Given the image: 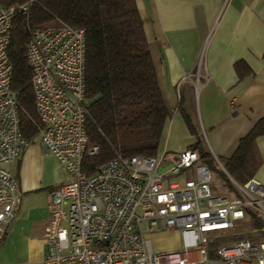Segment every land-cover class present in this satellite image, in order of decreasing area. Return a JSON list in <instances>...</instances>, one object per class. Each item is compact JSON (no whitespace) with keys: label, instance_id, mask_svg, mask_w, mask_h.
I'll use <instances>...</instances> for the list:
<instances>
[{"label":"built area","instance_id":"1","mask_svg":"<svg viewBox=\"0 0 264 264\" xmlns=\"http://www.w3.org/2000/svg\"><path fill=\"white\" fill-rule=\"evenodd\" d=\"M36 2L0 0V240L20 199L10 165L31 143L20 130L7 48L14 18H27ZM85 50L84 30L64 22L32 28L26 44L38 141L61 176L46 205L41 264H264V225L252 227V240H219L250 222L245 207L264 218V184L253 177L239 183L220 165L234 192L215 191L210 168L191 148L118 154L85 174L83 155L97 152L84 124ZM164 230L180 231L179 249L154 250L149 236Z\"/></svg>","mask_w":264,"mask_h":264},{"label":"crops","instance_id":"2","mask_svg":"<svg viewBox=\"0 0 264 264\" xmlns=\"http://www.w3.org/2000/svg\"><path fill=\"white\" fill-rule=\"evenodd\" d=\"M135 4L166 108L156 154L173 156L199 142L220 168L264 117V0ZM236 62L249 73L239 78ZM185 116L194 121L199 138ZM255 150L259 163L252 177L264 184V135L255 139ZM10 167L20 199L0 240V264H41L46 205L61 181L58 163L35 140Z\"/></svg>","mask_w":264,"mask_h":264},{"label":"trees","instance_id":"3","mask_svg":"<svg viewBox=\"0 0 264 264\" xmlns=\"http://www.w3.org/2000/svg\"><path fill=\"white\" fill-rule=\"evenodd\" d=\"M56 22L84 30V124L87 146H97L96 154L83 155L81 165L85 174H93L118 154L156 155L166 108L135 0H37L27 18L21 15L14 18L7 55L12 65L10 85L17 94L22 135L33 142L38 138L40 126L26 62V44L32 28ZM234 69L239 78L249 73L244 63L236 62ZM185 121L190 126L186 116ZM260 135H264V117L239 140L233 154L220 161L226 173L239 183L252 178L259 163L255 139ZM192 149L197 151L200 162L218 169L224 179L221 187L211 182L213 190L234 192L228 176L209 152L199 142ZM245 216L251 226L264 225V218L249 207H245ZM236 237L254 239L241 232L229 238Z\"/></svg>","mask_w":264,"mask_h":264},{"label":"rangeland","instance_id":"4","mask_svg":"<svg viewBox=\"0 0 264 264\" xmlns=\"http://www.w3.org/2000/svg\"><path fill=\"white\" fill-rule=\"evenodd\" d=\"M190 126H192L190 131L193 135L197 136L199 138L201 136V133L199 130L198 133L195 129L196 125H194V121H189ZM38 140V138L36 139ZM192 148V147H189ZM210 167L211 173H212V184H217L221 187V184L224 183V179L221 177L220 172L218 169H213ZM191 172L182 173L179 176H176L178 180L182 181L186 176H191ZM253 226L250 225L248 222H242L235 226L234 230L227 233H220L219 240L222 242L229 240V237L236 233H244L249 234L251 236H254L255 233L251 231ZM150 240L152 243V246L156 249L162 250V251H170V250H176L179 249L182 245V236L180 234L179 230H166V231H160L156 233L150 234ZM237 238V237H236Z\"/></svg>","mask_w":264,"mask_h":264}]
</instances>
